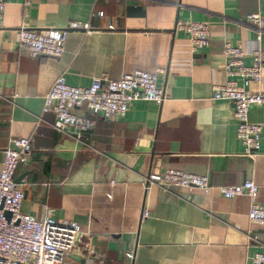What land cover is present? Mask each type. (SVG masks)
Segmentation results:
<instances>
[{"label":"crops","instance_id":"crops-1","mask_svg":"<svg viewBox=\"0 0 264 264\" xmlns=\"http://www.w3.org/2000/svg\"><path fill=\"white\" fill-rule=\"evenodd\" d=\"M24 1L29 4L25 5ZM102 13L103 16H99ZM249 15L264 17V0H11L0 20V162L16 138L31 153L18 166L22 211L81 226L76 249L60 264H252L264 252V227L248 221L249 199L217 191L144 187L149 174L176 169L207 176L214 186L258 185L264 205V107L248 120L261 125L259 156L243 155L233 105L214 101L226 83L225 40L248 53L256 47ZM209 22L210 46L192 54L177 22ZM69 31L58 59L29 58L18 48V30ZM264 50V33L260 43ZM244 58L246 66L251 65ZM134 71L156 73L161 105L135 101L123 118L96 119L93 130L58 132L43 98L63 75L73 87L95 77L120 79ZM264 94L260 84L247 86ZM77 115L91 118L85 107ZM248 237L256 241L249 242ZM92 252V253H91Z\"/></svg>","mask_w":264,"mask_h":264},{"label":"built area","instance_id":"built-area-1","mask_svg":"<svg viewBox=\"0 0 264 264\" xmlns=\"http://www.w3.org/2000/svg\"><path fill=\"white\" fill-rule=\"evenodd\" d=\"M11 0H0V20L6 4ZM28 5V1H24ZM99 16H103L99 13ZM247 22L256 31V47L246 53L242 47L224 41L222 56L225 60L226 83L214 88V101H228L233 105L236 121V138L243 147V155L254 160L259 156L261 125L248 120L252 108L264 107V94L251 93L247 86L260 84L264 71V50L260 43L264 33V17L249 15ZM209 22H177L176 29L185 32L192 54L210 46ZM91 31L89 24L69 23L66 29H45L42 31L21 28L18 30V48L29 58L39 56L58 59L64 52L69 31ZM252 60L244 64V58ZM161 72L147 73L134 71L120 79L111 80L101 75L91 80L88 87H73L59 76L43 98L42 111L54 115L52 128L58 132L72 129L82 135L94 129L96 119L104 121L123 118L129 106L135 101L152 102L161 105L165 101L162 87L158 85ZM85 107L91 118L77 115L74 109ZM31 153L27 138L11 140L3 151L0 162V264H60L76 249L81 226L68 220L56 221L52 211L43 207L40 217L22 211L24 192L22 184L15 183L19 165L26 163ZM144 187L157 186L163 191L173 188L199 190L208 195L217 191L225 199L246 196L249 199L248 221L264 227V205L257 202L258 185L245 181L239 185L214 187L207 176L167 169L161 173L149 174L142 178ZM10 214V217H7ZM249 242L256 241L248 237ZM92 253V252H91ZM252 264H264V252L256 253Z\"/></svg>","mask_w":264,"mask_h":264},{"label":"water","instance_id":"water-1","mask_svg":"<svg viewBox=\"0 0 264 264\" xmlns=\"http://www.w3.org/2000/svg\"><path fill=\"white\" fill-rule=\"evenodd\" d=\"M24 176L25 175H22V176H19V177H16L15 176V179H14V181H15V183H17V184H19L20 182H21V180L24 178ZM7 217L9 218L10 217V214H7ZM72 259H74V260H80L78 257H76V256H70Z\"/></svg>","mask_w":264,"mask_h":264}]
</instances>
